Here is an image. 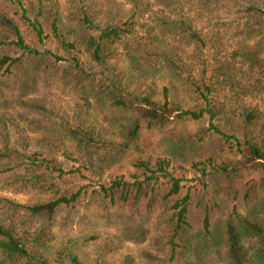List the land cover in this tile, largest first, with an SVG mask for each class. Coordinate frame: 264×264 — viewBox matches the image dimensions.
<instances>
[{
    "label": "trees",
    "instance_id": "obj_1",
    "mask_svg": "<svg viewBox=\"0 0 264 264\" xmlns=\"http://www.w3.org/2000/svg\"><path fill=\"white\" fill-rule=\"evenodd\" d=\"M45 1L37 0L35 5L24 8L20 1H13L18 6L0 0V69L9 72L32 64L37 71H54L62 78L70 73L69 67L59 70L51 61L62 60L63 56L25 42L23 29L42 43V22L46 21L65 51L81 45L82 52L92 61L93 66L77 57L71 58L75 85L82 87L87 81L95 97L107 101L127 117L119 125L118 139L114 141L80 124L62 120L50 131L48 127L31 128V132L41 135L46 152L28 153L4 144L0 150V180L14 191L34 190L47 194L48 198L22 203L0 196V205L5 209L2 212L0 208V264H83L68 249L58 251L53 263L40 253L53 239L51 229L58 209L77 201L82 191L69 184L55 155L48 153L54 152L57 141L69 142L75 150H85L94 172L100 176L128 152L143 153L153 145L142 136L143 130H166L160 149L172 159L190 161L200 172L197 180L203 184L199 191L189 189L181 194L182 178L163 168L164 160L158 162L163 181L156 176L148 177L154 178V182L145 191L143 182H137L135 198H143L147 211L160 203L169 231L170 258L193 256L200 260L204 254L213 252L227 264H264V135L258 138L254 130L261 124L262 111L257 106H242L237 118L223 123L228 129L225 131L213 123L216 112L211 107L216 86L234 77L236 68L231 60L236 57L245 65V83L237 81L242 94L264 97V0H125L129 8H122L117 16L109 14L105 22L82 6L77 25L67 28L76 36L72 41H66L57 16L47 11ZM207 20H213L210 27L204 24ZM139 24L143 32L139 31ZM231 24L237 48L228 53L226 27ZM257 36L253 46H244ZM120 41H125L129 51L140 57L154 52L169 76L192 87L205 105L183 108L169 100L167 86L163 88L162 99L155 98L153 91L140 94L126 89L110 62V45ZM189 46L200 51L191 56L197 65L196 76L183 57ZM24 57L34 60L25 61ZM20 105L27 109L24 118L27 127L39 125L27 113L35 115L34 110L40 104L32 99L21 100ZM204 114L209 115L208 128L196 132L180 131L175 126L167 128L184 120H197ZM211 129L214 131L210 132ZM213 135L222 143L212 146L204 141L206 136ZM138 161L143 163L140 158ZM120 184L115 180L101 189H109L106 195L113 199L114 187ZM158 184L162 187H155ZM216 200L229 204V209L226 216L214 219ZM195 214L201 218L196 228L192 221ZM121 264H133L132 258L127 256Z\"/></svg>",
    "mask_w": 264,
    "mask_h": 264
},
{
    "label": "rangeland",
    "instance_id": "obj_2",
    "mask_svg": "<svg viewBox=\"0 0 264 264\" xmlns=\"http://www.w3.org/2000/svg\"><path fill=\"white\" fill-rule=\"evenodd\" d=\"M13 1H20L24 8H28L35 5L37 0H8L11 5H18L16 2L13 4ZM44 4L47 11L51 14L54 12L57 16V24L66 41L76 38L75 34L68 32L67 28L77 25L76 18L82 14V6L91 10V13L97 19H101V22L109 20V14L117 16L122 8H129L125 0H47ZM33 7L36 8V6ZM33 12L36 10L34 9ZM192 15L190 14L191 17ZM37 17L42 19V15ZM42 23L43 42L39 43L30 31L23 29L25 42L30 46L36 44L40 46V49L45 48L63 56L64 59L57 62L51 59L54 68L61 70L63 67H69L71 71L62 78L59 73L54 74V71H37L32 64H25L23 68L12 69L9 72L0 69V150L3 149L4 144H7V146H13L28 153L46 152L41 145V135L31 132V128L48 127L50 131L55 123L62 120L75 125L80 124L102 138L117 140L119 125L126 122L127 115L120 114L119 109L95 97L87 81L82 87L75 85L76 82L72 78V72L75 70L72 69L71 58L77 57L79 61L93 66L92 61H89L87 55L82 52L81 45L76 44L74 48L65 51L52 31L48 29L49 24L46 21ZM212 23L213 20L204 21L208 27ZM139 26H141L139 31L143 32L142 25L139 24ZM233 26L231 24L226 27L228 53L237 48L236 32ZM258 38L259 36L247 40L244 46H253ZM126 46L125 41H120L110 45L109 49L112 56L110 61L112 70L119 74L126 89L140 94L153 91L155 98L162 99L163 88L167 86L168 98L171 102L179 103L183 108H197L205 105V101L192 90V87L169 76L154 52L151 51L140 57L129 51ZM199 52L194 50L193 46H189L185 48L183 55L184 61L191 69L190 72L193 71L194 76L197 73V65L191 56L198 55ZM29 58L26 60H34L33 57ZM239 60V57L231 60L236 68L234 77L216 86L211 95V107L216 112L213 123L222 130L228 131L223 123L229 118H237L242 106H257L262 111V118L261 124L254 130L256 136L262 138L264 135V97L242 94L239 84L245 83V78H243L245 65ZM237 81L242 83L238 84ZM32 99L41 107L34 110L35 115H32L31 111L27 115L33 117L39 125L27 127V122L24 121L27 109L21 107L20 101ZM173 126L180 131L196 132L209 127V115L204 114L197 120H184L170 124L167 128ZM20 129L23 132L19 131ZM212 131L214 130L211 129L210 132ZM143 132L142 136L153 145L146 147L143 153L128 152L100 176L94 172L93 163L85 150L77 151L75 146L69 145V142L62 144L57 141L54 152H47L55 155L58 163L66 172L63 176L69 179V184L71 186L75 184L76 188H81L82 191L77 201L58 209L51 229L53 239L46 248L40 249L44 258L53 263L58 251L68 249L77 255L83 264H121L127 256L132 258L133 264H174L177 262L180 264L185 261H190L191 264H227L223 258L217 257L213 252L204 254L200 260L193 256L179 260L170 258L169 231L164 222V213L161 211L160 203H155L150 207V211H147L144 208L143 198L141 196L135 198L137 182H143L145 191L150 190L154 182V178L148 179V177L156 176L160 182L163 181V171L158 162L164 160L163 168L172 172L175 177L182 178L180 181L181 194L189 189L199 191L203 184L197 180L200 172L190 161L182 162L172 159L160 149L166 130H143ZM204 139L212 146L222 143L215 135L206 136ZM226 146L227 144L224 146L225 154L228 153ZM139 158L143 163L138 161ZM115 180L120 181L121 184L114 187L115 196L111 199L108 194L106 195L109 189L103 191L101 186L108 188ZM155 187L162 186L158 184ZM125 194L127 196L123 197L122 195ZM0 196L22 203H34L48 198L47 194L34 190L14 191L10 186L5 185L3 180H0ZM215 202L213 203V218L226 216L229 204L218 200ZM0 208L2 209L1 205ZM1 209L0 214L5 212V209H2V212ZM200 219L197 214L192 217L195 223L193 227L196 228Z\"/></svg>",
    "mask_w": 264,
    "mask_h": 264
}]
</instances>
